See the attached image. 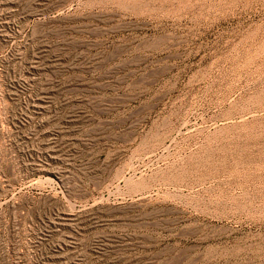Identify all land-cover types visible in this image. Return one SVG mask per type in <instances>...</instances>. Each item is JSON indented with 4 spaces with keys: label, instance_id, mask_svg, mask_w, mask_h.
Segmentation results:
<instances>
[{
    "label": "rangeland",
    "instance_id": "1",
    "mask_svg": "<svg viewBox=\"0 0 264 264\" xmlns=\"http://www.w3.org/2000/svg\"><path fill=\"white\" fill-rule=\"evenodd\" d=\"M0 264H264V0H0Z\"/></svg>",
    "mask_w": 264,
    "mask_h": 264
}]
</instances>
